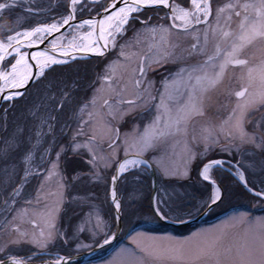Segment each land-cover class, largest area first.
<instances>
[{
  "label": "snow or ice",
  "instance_id": "obj_1",
  "mask_svg": "<svg viewBox=\"0 0 264 264\" xmlns=\"http://www.w3.org/2000/svg\"><path fill=\"white\" fill-rule=\"evenodd\" d=\"M18 7L20 0H0V13ZM57 7L56 16L34 26L20 23L19 29L13 26L18 18L0 16L4 104L24 97L34 80H46L69 57L119 52L100 77L105 87L95 88L83 102L72 101V107L67 89L50 81L45 90L50 107L43 114L34 107L36 123L18 129L0 147V159L15 161L0 173V264H73V252L109 245L116 235L113 222L118 225L125 215L123 193L153 167L162 178L190 179V166L198 165V179L210 189L202 207L223 198L217 171L231 175L264 204V179L259 184L249 179L255 154L264 157V0H64ZM24 10L30 17L50 11H34L31 4ZM145 10H166L161 17L166 23L152 25L151 17L142 18ZM133 21L159 36L149 46L150 55L139 49V29L128 35ZM188 36L192 40L184 47L181 37ZM250 49H256L251 59ZM170 63L178 70H167L157 87L149 72ZM229 66L247 70L233 87L224 86ZM212 92H217L216 112ZM181 140L185 153L177 172L165 161L175 156ZM248 152L252 156L245 165ZM70 157L81 162L71 174L65 166ZM33 180L36 186L28 191ZM81 182L103 186L109 219L102 218L89 194L81 198L88 212L79 224L62 228V213L77 202L72 190ZM195 208L185 210L165 196L151 198L159 220H181L179 213L190 215ZM229 227L231 235L228 230L193 233L182 241L135 232L128 235L130 246L116 248L101 264H264V217L239 213Z\"/></svg>",
  "mask_w": 264,
  "mask_h": 264
},
{
  "label": "rangeland",
  "instance_id": "obj_2",
  "mask_svg": "<svg viewBox=\"0 0 264 264\" xmlns=\"http://www.w3.org/2000/svg\"><path fill=\"white\" fill-rule=\"evenodd\" d=\"M20 2L21 7L16 8L14 11H5L0 13V16L5 19L9 17L18 18L17 22L13 25L18 29L20 23H23L25 27L28 25L34 26L37 22H43L46 19L56 16L58 11L57 6L62 4L64 0H20ZM179 2H182V0H179ZM218 2L221 4H226L229 3V0H218ZM25 4L33 5L34 11L37 10V8L41 10L50 9V11L43 12L39 16L30 17L24 10ZM145 12L147 11H144L142 18H145L147 14ZM162 12V10L148 11V13L153 16L152 19H154V22H151L152 25L165 23L161 20V18L157 17L160 16ZM85 15H87V13ZM225 15H227V13H225ZM221 26L224 27V30H229L228 26L225 25L224 20H221ZM232 28H235L234 24L232 25ZM136 29H139L142 33L139 49L150 55L151 53L148 52L149 46L154 43H158L159 36L157 35L153 37L150 33L145 32V30L141 28L140 24L135 21L129 25L128 35L132 36L133 30ZM0 36H3L2 27H0ZM191 40V36L181 37V44L184 47H188V41ZM201 40H203L202 36ZM153 51H155L154 48ZM118 52L119 48L116 50L109 49L106 57L96 56L98 58L95 64H92L90 60L87 61L86 57H78L76 61H73L72 58L69 57L68 64L55 66V71L50 72L46 80H43L39 84L35 83L34 80L33 83L28 86V92L24 97L18 98L14 103L9 102L8 104H4L2 101L0 104V147H2L4 142L9 139L18 129L23 128L28 130L34 123H36L32 115L34 107H39L41 114L44 113L46 107H50L49 101L46 99L47 93L45 91L46 88L50 86V81L58 83L61 89H67V92L72 97V100L69 101V107H72V101L83 102L85 99H90L92 97L93 90L95 88L105 87V85L101 83L100 77L104 74L105 66L117 59ZM255 52L256 49H250L247 53L248 58L251 59ZM191 62L192 61L189 60V63ZM226 71L228 75L224 79V86L233 87L238 84L237 78L241 75V73L246 72L247 70L241 69L239 67L232 68L229 66ZM53 78H55L54 81ZM148 78L154 80L152 77ZM159 79L161 80V78ZM160 80L158 83H160ZM154 81L157 82V80ZM158 83L157 85H159ZM210 95L213 104L212 111L216 112L215 101L217 92H212ZM136 119L142 120L143 117L137 116ZM191 131L192 130L189 129V140H191ZM197 135H199V129H197ZM184 153V141H178L175 148V156H173L171 160H166V165L172 168L174 171H180L183 168L182 156ZM217 155L219 156L220 154ZM251 156L252 153L250 152L243 156L242 159L245 165L249 163V158ZM75 158L76 157H70L67 163L70 161L73 162ZM254 159L256 162V167L254 169H249V172L253 173L249 175V179L253 183L259 184L260 180L264 179V174L261 173V165L264 164V157H262L257 152ZM13 163H15V161L11 159H0V173H2L6 168H10ZM67 163L65 165L66 168ZM190 168V174L195 175L198 165H191ZM68 172L69 174L72 173V171ZM156 174L157 177L160 178L159 183L157 184L155 194L156 196H165L166 198H170L171 202H174L175 206H182L181 208H184L185 210H188L193 204L196 205V208L191 210L190 215L186 214V212L179 213V215L182 217L181 220L194 217L204 208L201 206V203L206 200L208 196H210V189L204 194L199 195L197 198H193V191L189 184L185 183V179L176 178L175 176L162 178L158 171ZM146 175L147 173L144 174L139 184L129 183L128 191L123 193L125 215L121 221V231L117 239L112 244L103 246L102 249L100 248L87 260H78L73 262V264H101V261L110 258L116 248L120 247L121 245L130 246L128 235H131L135 232H146L147 234L155 237H174L175 240L182 241L185 238L191 237L193 233H215L228 230L229 234L231 235L234 233V229L229 227L230 219L239 213H247L253 220L258 217H264V204H260L259 201L256 198H253L250 193L241 190L237 185L234 184L233 181H230V184H228L225 173L223 171H217L215 173L216 177L225 182L224 187L220 185L223 189L222 200L213 205L203 217V219L198 222L182 226L164 225L161 221H158L153 216L151 213V206L150 212L149 210H145L146 207L143 205L145 202V197L150 191V183L146 178ZM129 181H131V178H129ZM36 183L37 182L33 180L28 187V191H31L32 188L36 186ZM54 186L55 184L53 182V184L50 185V188H54ZM78 186L81 187L79 188ZM198 189L200 190L201 188ZM89 194L95 197L92 203L96 205V210L102 215V218L106 222L108 221L109 207L104 203L103 186L95 188L87 182H81L80 184H77L75 189L72 190V195L77 197V202L70 204L62 213L60 221V226L62 228L79 224L83 214L88 212L87 207L82 208V204L86 203V201L82 200L81 198ZM3 219L4 217L0 216V223L3 222ZM84 219H86V217H84ZM168 220L178 221L171 218V216L168 218ZM114 225L115 224L113 222V230ZM81 226L86 227V225ZM85 235H87V232H85ZM77 254L79 253L73 252V256Z\"/></svg>",
  "mask_w": 264,
  "mask_h": 264
},
{
  "label": "water",
  "instance_id": "obj_3",
  "mask_svg": "<svg viewBox=\"0 0 264 264\" xmlns=\"http://www.w3.org/2000/svg\"><path fill=\"white\" fill-rule=\"evenodd\" d=\"M78 57L90 58V57H96V56L92 55V54L80 53V54H78ZM1 102L2 101H0V104H1ZM149 172H150V178H151V191H150V206H151V198L156 194V189H157L155 167H153ZM211 207H204L194 217H191V218L185 219V220L174 221V220H168V219H165V220H159L158 218L157 219L164 224L173 225V226H182V225L195 223V222L202 220L203 217L206 215V213L210 210ZM114 224H115L114 225V231H115L116 235H115L114 240L110 244H112L117 239V237L121 231V221L118 223V225L115 222H114ZM104 246H106V245H104ZM99 249L100 248H93V250L91 252H87V251L81 252V253L74 256L73 262L78 261V260H87L94 253H96Z\"/></svg>",
  "mask_w": 264,
  "mask_h": 264
},
{
  "label": "trees",
  "instance_id": "obj_4",
  "mask_svg": "<svg viewBox=\"0 0 264 264\" xmlns=\"http://www.w3.org/2000/svg\"><path fill=\"white\" fill-rule=\"evenodd\" d=\"M86 14V13H85ZM97 58L98 57H91V58H87L86 60L87 61H91L92 62V64H95L96 63V60H97ZM61 71H63V70H61ZM60 71V72H61ZM80 164H81V162H80V160L79 159H74L73 160V162H69V163H67V170L68 171H73V170H76V169H78L79 167H80ZM157 173V172H156ZM147 177V179L149 180V183H150V191H151V178H150V172H147V175H146ZM190 176H191V178L190 179H185V183H187V184H189V186H190V188L192 189V193H193V198L195 197V198H197L199 195H202V194H204L206 191H208L209 189L208 188H206L205 187V185H204V183L203 182H201L199 179H198V175H197V171H196V174L195 175H191L190 174ZM226 176H227V183L228 184H230V181L232 182H234V179L230 176V175H228V174H226ZM159 179L160 178H158L157 177V174H156V184H158L159 183ZM218 179V181L220 182V184L224 187V183L225 182H223V180H221L220 178H217ZM163 181V180H162ZM222 182V183H221ZM234 184L235 185H237L241 190H243V188L241 187V186H239L237 183H235L234 182ZM77 186V185H76ZM79 188L81 187V186H78ZM198 188H201L200 190L198 189ZM150 191L148 192V194H147V196L145 197V202L143 203V205H145V207H146V209L145 210H149L150 212H151V210H150V203H149V195H150ZM244 191V190H243ZM182 202V201H181ZM180 202V203H181ZM180 203H179V206H180ZM178 205V204H177ZM182 207V206H181ZM143 208V207H142ZM152 213V212H151ZM157 219V218H156ZM158 220V219H157ZM159 221V220H158ZM162 224H164V223H162ZM164 225H168V224H164Z\"/></svg>",
  "mask_w": 264,
  "mask_h": 264
},
{
  "label": "flooded vegetation",
  "instance_id": "obj_5",
  "mask_svg": "<svg viewBox=\"0 0 264 264\" xmlns=\"http://www.w3.org/2000/svg\"><path fill=\"white\" fill-rule=\"evenodd\" d=\"M145 11H147V12H145V13H147L146 14V16H145V18L146 17H153L152 15H150L149 13H148V11H150V10H145ZM163 12H162V14L160 15V16H157V17H159V18H161V17H163L164 16V14H165V11L166 10H162ZM151 22H154V19H152L151 20ZM165 22V21H164ZM166 23V22H165ZM192 62L191 63H195V59H193V60H191ZM179 66H183V65H179ZM172 70V71H176V70H178V66L176 65V64H172V63H170L169 65H168V67H167V69H162V70H160V71H157V72H155V73H152L151 71L149 72V77H152L154 80H157V82H156V85H157V83H158V81L160 80L159 78H161V76L163 75V74H166V72H167V70ZM159 79V80H158ZM159 85H157L158 87L160 86V83H158ZM156 171V170H155ZM157 172V171H156ZM224 172V171H223ZM225 173V175L227 174L226 172H224ZM229 175V174H228ZM231 176V175H230ZM232 177V176H231ZM233 178V177H232ZM219 184H220V182H219ZM221 185V184H220ZM222 186V185H221Z\"/></svg>",
  "mask_w": 264,
  "mask_h": 264
}]
</instances>
